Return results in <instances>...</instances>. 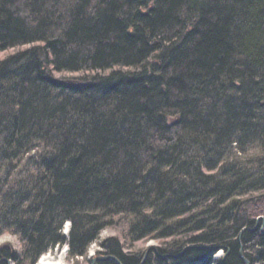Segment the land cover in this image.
Wrapping results in <instances>:
<instances>
[{"label": "trees", "instance_id": "obj_1", "mask_svg": "<svg viewBox=\"0 0 264 264\" xmlns=\"http://www.w3.org/2000/svg\"><path fill=\"white\" fill-rule=\"evenodd\" d=\"M17 48L0 56V235L22 249L0 260L86 257L118 224L166 240L144 264H264V0H0V55Z\"/></svg>", "mask_w": 264, "mask_h": 264}, {"label": "rangeland", "instance_id": "obj_2", "mask_svg": "<svg viewBox=\"0 0 264 264\" xmlns=\"http://www.w3.org/2000/svg\"><path fill=\"white\" fill-rule=\"evenodd\" d=\"M24 48V47H23ZM22 49V48H17V49H11L7 52L1 53V57L7 56L8 54H11L13 52H16L17 50ZM90 73L88 72H64V73H59L55 72V75L61 78L65 77H83L84 75H89ZM65 229H67V233H65ZM70 225L66 224L64 226L62 235L65 236L66 238L69 236L70 233ZM111 238H117L121 241V243H124L123 250L127 253H135V252H142V253H148L149 255L152 251L154 252L157 248L160 246L162 247L163 243L166 242V240H159V239H153V240H138L133 243L127 242L124 237H123V226L122 225H116L113 227H107L104 230L101 231L98 241L94 242L91 244V246L88 249V255L89 258L94 257L98 255L100 252L103 250L100 248L99 241H104L108 240ZM10 245L13 249H16L20 251L22 249V245L20 243V240L15 236L10 233H4L0 235V246L1 245ZM65 252V264H94L92 263L93 260L87 259V258H71L68 255V246L63 244L61 246H56L52 248L50 251L47 253L52 254L53 256H58L59 254ZM46 254V253H45ZM224 255V252L222 253L221 251L217 253V256H222ZM14 264V263H11Z\"/></svg>", "mask_w": 264, "mask_h": 264}, {"label": "flooded vegetation", "instance_id": "obj_3", "mask_svg": "<svg viewBox=\"0 0 264 264\" xmlns=\"http://www.w3.org/2000/svg\"><path fill=\"white\" fill-rule=\"evenodd\" d=\"M105 251L106 250H103L98 255H96L95 258H97V257L100 258L101 257L100 260H97L95 262L96 264H123V263H125L120 257H118V255L112 254L109 251H107V252H105ZM125 253L128 254V256L131 255V253H127V252H125ZM145 256H146V253H145L142 261L140 262V264L141 263H143V264L145 263V260H146V258H147L148 255L146 256V258H145ZM111 257H114V259H110ZM4 262H6V263H12V262L7 261L5 259L0 260V263H4Z\"/></svg>", "mask_w": 264, "mask_h": 264}, {"label": "bare ground", "instance_id": "obj_4", "mask_svg": "<svg viewBox=\"0 0 264 264\" xmlns=\"http://www.w3.org/2000/svg\"><path fill=\"white\" fill-rule=\"evenodd\" d=\"M66 224H69L71 227V223L67 222ZM65 224V225H66ZM65 233H67V229H65ZM220 252V250H219ZM65 252L59 254L58 256H53L50 253H46L41 256V258L38 260L37 264H65ZM79 258V257H78ZM215 259L217 258V254L214 257ZM94 263V262H92Z\"/></svg>", "mask_w": 264, "mask_h": 264}, {"label": "water", "instance_id": "obj_5", "mask_svg": "<svg viewBox=\"0 0 264 264\" xmlns=\"http://www.w3.org/2000/svg\"><path fill=\"white\" fill-rule=\"evenodd\" d=\"M147 254H148V253H146V256H147ZM146 256H145V258H146ZM224 258H225V257H224ZM224 258L222 259V262H223ZM100 259H101V257H100V258H99V257L94 258V259H93L94 264H96L95 262H96L97 260H100ZM110 259H114V257H111ZM244 259H245V261H246L247 264H250V262H249L246 258H244ZM141 264H143V263H141Z\"/></svg>", "mask_w": 264, "mask_h": 264}]
</instances>
